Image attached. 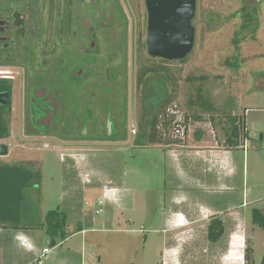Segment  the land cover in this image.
<instances>
[{
    "label": "rangeland",
    "instance_id": "374dc122",
    "mask_svg": "<svg viewBox=\"0 0 264 264\" xmlns=\"http://www.w3.org/2000/svg\"><path fill=\"white\" fill-rule=\"evenodd\" d=\"M55 1L54 34L40 37L48 49H36V68L46 65L52 71L47 75L52 77L60 56L76 55L77 66L90 78L75 88L67 68L59 82L62 99L53 82H48L47 100L58 110L42 120L48 129L40 132L26 114L28 99L22 69H4L13 72L16 80L11 135L0 141L8 147L9 154L0 157V165L28 171L41 169L43 182L40 190H35L32 215L44 222L50 211L64 212L69 203L75 202L80 213L71 218H83V230L87 232L84 236L76 234L80 223L70 218L69 232L74 235L60 241L59 246L50 248V238L43 230H33L35 241H43V247L60 252L61 264H262L264 230L252 223V210L264 212V82L256 79L264 76V0H197L193 52L183 62L164 63L177 84L175 105L169 114L185 119L188 128L184 138L177 139L171 127V138L181 142L173 146L190 147L202 134L205 147L219 143L227 148L224 128L233 126L235 116L245 118L247 139L242 131L241 147L231 149L224 161L212 165L201 161L190 164L185 157L187 149L134 145L142 102L137 87L139 66L153 60L162 63L147 51L146 0H77L82 34L78 33L76 47L71 39L75 26L69 22L63 37V27L57 24L60 0ZM70 1L67 0L69 7ZM243 9L252 12L250 28L245 31H241ZM235 13L238 17L228 21ZM52 17L44 15L46 20ZM98 24L88 41L87 32ZM258 24L254 41L252 30ZM237 32L241 33V40L247 38L239 51L233 45ZM64 39L65 45L59 47ZM53 43L55 47L51 49ZM237 56L241 61L239 68L225 74V61L235 64ZM55 71L59 73L58 69ZM203 76L208 77L202 84L204 94L216 100L215 104L212 102L219 112L213 117L215 122L211 115L202 112L199 103L190 104L201 85L191 78ZM231 97H242L235 111L229 109ZM61 100L65 107L60 112ZM193 114L199 119L193 121ZM70 122L74 123L72 129L68 127ZM59 133L72 138H68L69 142L61 140ZM59 147L71 151H59ZM75 154L87 161L78 175L88 173L90 182L99 179L106 187L117 189L115 202L96 207L85 196H65L64 183L75 176V171L69 170L75 163L69 158ZM83 188L81 184L80 189ZM122 205L124 209L120 210ZM96 209L103 211L97 214ZM204 209L227 210V235L218 243L207 238V216L211 212ZM177 215L184 217L182 223L175 222ZM105 217L113 221L104 223ZM195 218L199 222H194ZM250 243L252 253L247 262L244 256Z\"/></svg>",
    "mask_w": 264,
    "mask_h": 264
},
{
    "label": "trees",
    "instance_id": "16d2710c",
    "mask_svg": "<svg viewBox=\"0 0 264 264\" xmlns=\"http://www.w3.org/2000/svg\"><path fill=\"white\" fill-rule=\"evenodd\" d=\"M255 14L258 15L257 10H253ZM240 14V12H239ZM252 12L246 11L245 9L241 10V17L243 19V24L241 26V31L248 30L250 28V22L252 18ZM238 17V14L235 13L231 18L227 20L230 21ZM259 29V24L255 29H253L252 40L255 41V33ZM240 32H237L233 45L236 50L239 51L240 44L244 43L247 39H240ZM160 59V58H156ZM162 63H157L155 60L148 65L139 66V72L137 77V87L141 90L142 93V102H141V114L139 117V131L136 133L134 145L136 147H150L161 145L164 147H169L173 145H181L178 140L172 139L169 133V130L173 126L175 121V116L169 114V110L175 105L174 99L176 98V82L173 74L170 69L164 64L168 60L161 59ZM243 61V60H242ZM235 64H231L230 61H227V67L230 69H238L240 60L239 56L235 58ZM193 81L196 79L200 81V87L197 90L196 99L192 98L190 101L191 106H194L196 103H199L202 108V112H206L212 116L214 120V115L219 113L217 109L214 108V105L211 100L207 99L203 92L202 84L208 80V77L203 76L199 78H191ZM10 85L5 81L0 80V92L10 91ZM199 105V106H200ZM193 121L199 119L195 114L192 115ZM215 124V123H214ZM217 126V124H215ZM162 131V132H160ZM244 133L245 140L247 139V128L244 116H235L233 118V126L224 128L226 143H228L227 148L233 149L238 148L241 143V133ZM11 135V109L10 105L2 106L0 105V140H6ZM202 135V134H198ZM240 141V143H239ZM34 167V166H33ZM29 171L33 173L32 180L28 185L23 189L22 193V205H21V220L19 223H9L1 222L0 227L12 228V229H23V230H43L50 239H54L59 242L66 241L71 233L68 232L69 220L68 216L60 211L54 210L50 211L44 222L39 221L35 218L32 213V199L26 194V189L34 188L35 190H40L43 182V175L41 169H36ZM28 171V170H26ZM39 214V208L37 209ZM252 223L259 228L264 230V212L259 209L252 210ZM82 226H78V232H81L83 229ZM224 227L220 221L214 222L210 228L209 240L212 243H216L223 235ZM252 253L251 243L248 244L247 249L245 250V260L248 262L250 255ZM262 264H264V257L262 259Z\"/></svg>",
    "mask_w": 264,
    "mask_h": 264
},
{
    "label": "flooded vegetation",
    "instance_id": "af4514ba",
    "mask_svg": "<svg viewBox=\"0 0 264 264\" xmlns=\"http://www.w3.org/2000/svg\"><path fill=\"white\" fill-rule=\"evenodd\" d=\"M54 1L55 0H0V69H1L0 80L5 81L11 87L10 91L0 92V94H4V93L10 94L6 106L10 105V109H11L13 86L16 78L13 72L4 71V69L9 67L22 69L24 75V84H25L24 93L25 94L27 93V99H28L26 104L27 105L26 114L29 115V119L33 128L37 129L40 132H47L48 129L46 124L41 123L42 120L49 118L51 114L52 115L56 114L58 110L56 106L55 107L52 106L51 101L47 100V96H50L48 94L50 91H46V89H48L47 87L48 82L49 85H50V81L53 82L54 90H57V93L60 96L61 87L59 82L61 81V78L64 77V74H66L64 73V71L67 68H70L69 80H71L72 82L71 84L75 88H78L80 85H82L83 84L82 81H88L90 78V76H86L84 74V71L80 66H77V64H79V61L76 55L68 58H65L64 56L63 57L60 56L59 58L61 60L59 62L57 60V64H59V66L58 67L57 65L53 66L54 69L53 71L55 72V74L52 77L47 75L52 71L46 65L41 64L39 66L40 68H36L38 67L36 66L38 62L36 49L38 47H43L45 51L48 49L46 42L44 43V41H42L40 37H43V35L45 36L46 34H48L49 36L54 34L53 26L56 23L55 21L54 23L52 22L53 12L56 8L55 7L56 1L55 2ZM76 1L77 0H71L70 1L71 4L69 7V3L67 2V0H60V4L58 3L59 6H57L59 10L58 19H60L59 23L57 20V24L58 25L61 24L63 27L62 30L63 32L62 34L64 35L63 37H66V32H67L66 27L68 26L69 22H71V25L75 26V30H73L71 35V39L74 43L73 47H76V43L79 39L78 33L80 32L77 21L78 17L80 16H78V8L76 7L75 4ZM45 13L46 16L48 17L51 16L52 18L50 19L47 18L46 20V18H44ZM98 26L99 24L95 28L89 29V31L87 32L88 34L86 36V39L88 41L92 40V36L94 35V33H96ZM80 33L82 34V32ZM50 41H53V39L51 38ZM64 42L65 39L61 42V46L59 47H63L65 45L63 44ZM54 47L55 46L53 43L51 49H53ZM61 62H63V64H61ZM55 69H58L59 73H57ZM17 75H20V73L18 72ZM51 95L54 96V94ZM64 105H65L64 100L63 101L61 100V105H60L61 107L59 108L60 112L63 111L65 107ZM68 127L72 129V127H74V123L70 122L68 124ZM59 135L60 136L58 137H60L61 140L67 137L64 136L62 133H59ZM7 166L8 165H4V166L0 165V167H7ZM232 209L235 210L234 207ZM226 214H227V210L226 211L217 210L214 212L211 211V215L207 216L208 240H209L210 228L216 221H220L224 227V233L216 243L222 241L223 238H225V236L227 235L225 228L227 223L225 221L224 216Z\"/></svg>",
    "mask_w": 264,
    "mask_h": 264
},
{
    "label": "water",
    "instance_id": "95a60500",
    "mask_svg": "<svg viewBox=\"0 0 264 264\" xmlns=\"http://www.w3.org/2000/svg\"><path fill=\"white\" fill-rule=\"evenodd\" d=\"M148 13L147 51L150 57L183 62L193 52L197 0H146ZM9 93L0 94V105L6 106ZM9 149L0 144V157ZM33 173L17 167H0V221L19 223L23 189ZM56 246L54 239H50Z\"/></svg>",
    "mask_w": 264,
    "mask_h": 264
},
{
    "label": "crops",
    "instance_id": "0c3cea01",
    "mask_svg": "<svg viewBox=\"0 0 264 264\" xmlns=\"http://www.w3.org/2000/svg\"><path fill=\"white\" fill-rule=\"evenodd\" d=\"M226 64H227V61H225V64H224L225 67H223V68L227 72L225 73V71H224L223 74L224 73L228 74V71L231 70V69H229V67H227ZM231 72H233V71H231ZM256 79H257V81L259 80L261 82H264L263 81L264 76H263V78H261V80H260V78H256ZM233 81L237 82V79H233ZM205 96L207 97V99L211 100L215 104L216 100H215L214 96L209 95V97H208L207 94ZM240 98L242 100V97H240ZM240 98L238 99L236 97H231L229 99V101L231 102L229 104V109H232L235 111L236 108H238V102L240 101ZM197 137H198L197 138L198 141H196V143H194L190 147H188V146H170V148L189 150V152L185 153V157L190 162V164L201 161L205 164L210 163L212 165V164H215L216 161H219V160L224 161L225 156L230 153L231 149H228L225 146L220 145L219 143H216V145L214 147H209V148L205 147L204 146L205 142L203 141L204 136L197 135ZM68 138H70V137H65L63 140H66L67 142H69L70 139H68ZM240 147L241 146H239L238 148H240ZM64 149L65 148L59 147L58 150L64 151ZM65 150L71 151L70 148L69 149L66 148ZM76 155L77 154L72 155L73 158H69L71 161L75 162L74 165L69 168V170L73 169L75 171V176L73 179L69 178L68 180L65 181V183H64V188H65V192H66L65 196L68 197V199L72 198L73 195H75L76 199L78 197L85 196L90 202L95 203L96 207H98V205L101 202H104L107 205L111 201L115 202L116 201L115 194L117 193V189L106 187V185H103V183H101V180H99V179L96 180V182H94V183L90 182L91 177L88 173L78 175V170L81 169L82 167H84V165H86L87 161L84 159H78L80 157H77ZM69 159L65 158V161L69 160ZM87 175H89V179L86 178ZM81 184L84 185L83 189H80ZM29 189H30V191H28V193H26V194L30 198H33L34 193H35V189L34 188H29ZM121 201L124 202V196L121 199ZM123 209H124V206L122 205L120 207V210H123ZM97 210L98 209H96V212H97ZM204 210L209 211V212L217 211L216 209H204ZM64 213L68 216V220H69L71 218V216H74L77 213H80V207L77 209L75 206V202L69 203L68 206L65 208ZM84 218H87V217L84 216ZM183 218H184L183 216L177 215L175 222L177 221L178 223L179 222L182 223ZM70 220L72 222L78 221L76 219H73V217ZM111 221H113V219L111 220L108 217H105L103 219L104 223H110ZM78 222L80 223L79 224L80 226L84 227L82 224L83 218H82V220H80ZM194 222H199V219L195 218ZM176 225H178V226H176ZM176 225H174V226L183 227V224H176ZM69 231L70 230L68 227V232ZM86 232H87L86 230H82L81 232H77L76 234H81L84 236L86 234ZM73 235L74 234H72V236ZM22 240L25 241L26 243L23 244ZM55 242H56L55 247L59 246V244H57L56 240H55ZM43 244H44L43 241L42 242L35 241V238L33 236V230H23V229H12V228L0 227V264H37V261L43 255V251L45 249H48L45 246L43 247ZM48 244L53 245L54 242L49 241ZM49 250H50V252L43 256V259H45V263L43 262V259H42V262H43L42 264H61V261H60L61 260L60 259L61 253L56 252L57 250H53V251H51V249H49ZM168 250H167V253H168Z\"/></svg>",
    "mask_w": 264,
    "mask_h": 264
},
{
    "label": "built area",
    "instance_id": "2783aa9c",
    "mask_svg": "<svg viewBox=\"0 0 264 264\" xmlns=\"http://www.w3.org/2000/svg\"><path fill=\"white\" fill-rule=\"evenodd\" d=\"M189 121L191 122V119H189ZM187 122H186V120L185 119H178L177 117L175 118V121H174V123H173V128H174V135H175V137L178 139V138H184V136L186 135V133H187ZM179 141V140H178ZM180 142V141H179ZM86 178L87 179H89V175H87L86 176ZM89 181V180H88ZM100 204H103V202H101ZM102 209H100V211H97V214H98V212H102L101 211ZM22 243L23 244H25L26 242L25 241H23L22 240ZM50 252V250L49 249H45L44 251H43V255H42V257L37 261V264H42L43 262H42V259H43V256L44 255H46V254H48Z\"/></svg>",
    "mask_w": 264,
    "mask_h": 264
},
{
    "label": "bare ground",
    "instance_id": "6f19581e",
    "mask_svg": "<svg viewBox=\"0 0 264 264\" xmlns=\"http://www.w3.org/2000/svg\"><path fill=\"white\" fill-rule=\"evenodd\" d=\"M184 226V225H183Z\"/></svg>",
    "mask_w": 264,
    "mask_h": 264
}]
</instances>
